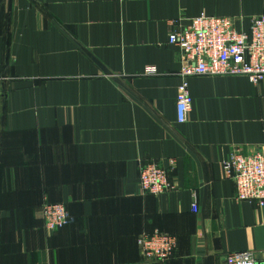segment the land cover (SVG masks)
Instances as JSON below:
<instances>
[{
  "label": "crops",
  "instance_id": "0c3cea01",
  "mask_svg": "<svg viewBox=\"0 0 264 264\" xmlns=\"http://www.w3.org/2000/svg\"><path fill=\"white\" fill-rule=\"evenodd\" d=\"M263 13L264 0H0V264H225L245 250L264 264V208L235 199L223 167L264 145V81L191 77L179 122L169 42L201 14L248 31ZM151 160L175 161V189L139 190ZM48 202L68 226L44 228ZM154 231L177 238L174 257L143 256Z\"/></svg>",
  "mask_w": 264,
  "mask_h": 264
},
{
  "label": "built area",
  "instance_id": "2783aa9c",
  "mask_svg": "<svg viewBox=\"0 0 264 264\" xmlns=\"http://www.w3.org/2000/svg\"><path fill=\"white\" fill-rule=\"evenodd\" d=\"M248 31H241L232 17L201 14L188 25L170 33L169 42L181 51L179 75L182 83L178 89V121L185 122L192 110L193 96L189 91V78L207 75H242L253 84L264 81V13L250 19ZM155 67H147L146 74H156ZM174 160L167 167L159 161L142 163L139 190L144 194L159 195L176 188L171 172ZM226 176L235 190V199L255 203L264 208V145L243 153L235 148L223 164ZM193 209L199 205L194 202ZM44 227L54 232L68 225L72 218L64 203H46L42 209ZM177 238L169 233L154 231L143 233L138 246L148 260H168L177 249ZM225 264H257L255 253L249 250L230 252Z\"/></svg>",
  "mask_w": 264,
  "mask_h": 264
},
{
  "label": "trees",
  "instance_id": "16d2710c",
  "mask_svg": "<svg viewBox=\"0 0 264 264\" xmlns=\"http://www.w3.org/2000/svg\"><path fill=\"white\" fill-rule=\"evenodd\" d=\"M48 203H50V202H48ZM65 205H66V204H65ZM66 207H67V206H66ZM67 209H68V207H67ZM68 211H69V209H68ZM70 223H71V222H70ZM70 223H69V224H70ZM69 224H68V225H69ZM68 225H66V226H68ZM66 226H64V227H66ZM44 228H45V227H44ZM61 228H63V227H61ZM61 228H58V229H61ZM58 229H57V230H58ZM55 231H56V230H55ZM175 252H176V251H175ZM174 255H175V253H174ZM174 255H173L172 257H174ZM172 257H171V258H172ZM171 258H169V259H171ZM169 259H168V260H169ZM159 261H160V260H159ZM164 261H167V260H164Z\"/></svg>",
  "mask_w": 264,
  "mask_h": 264
}]
</instances>
